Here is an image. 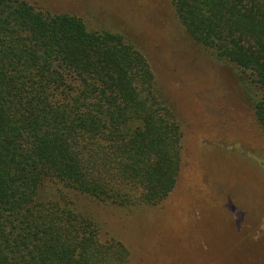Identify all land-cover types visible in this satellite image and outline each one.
Instances as JSON below:
<instances>
[{
  "label": "trees",
  "instance_id": "1",
  "mask_svg": "<svg viewBox=\"0 0 264 264\" xmlns=\"http://www.w3.org/2000/svg\"><path fill=\"white\" fill-rule=\"evenodd\" d=\"M172 2L196 42L252 77L264 133V0ZM182 138L123 36L0 0V264H130L62 190L157 207L176 187ZM51 183L56 198L45 196Z\"/></svg>",
  "mask_w": 264,
  "mask_h": 264
},
{
  "label": "rangeland",
  "instance_id": "2",
  "mask_svg": "<svg viewBox=\"0 0 264 264\" xmlns=\"http://www.w3.org/2000/svg\"><path fill=\"white\" fill-rule=\"evenodd\" d=\"M26 1L123 36L149 63L183 137L176 187L157 207L117 208L53 183L45 196L66 192L102 242L128 249L130 264H264V133L249 73L196 42L172 0Z\"/></svg>",
  "mask_w": 264,
  "mask_h": 264
}]
</instances>
